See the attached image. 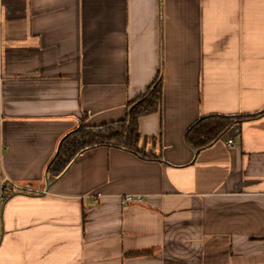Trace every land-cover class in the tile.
Wrapping results in <instances>:
<instances>
[{
  "label": "crops",
  "instance_id": "1",
  "mask_svg": "<svg viewBox=\"0 0 264 264\" xmlns=\"http://www.w3.org/2000/svg\"><path fill=\"white\" fill-rule=\"evenodd\" d=\"M158 73L156 160L99 147L48 181L64 136L122 121ZM262 110L264 0H0V264H264V117L184 140Z\"/></svg>",
  "mask_w": 264,
  "mask_h": 264
},
{
  "label": "trees",
  "instance_id": "2",
  "mask_svg": "<svg viewBox=\"0 0 264 264\" xmlns=\"http://www.w3.org/2000/svg\"><path fill=\"white\" fill-rule=\"evenodd\" d=\"M163 97V77L158 73L147 90L135 100L128 102L125 118L99 128H92L83 122L60 141L56 155L47 169L48 181L61 176L66 169L84 153L107 147L135 154L142 160H156L153 153L141 148L142 136L138 122L141 118L158 114ZM264 117V110L255 114L208 115L199 118L186 131L184 140L195 153H199L224 138L239 125ZM152 251L135 253V256H149Z\"/></svg>",
  "mask_w": 264,
  "mask_h": 264
},
{
  "label": "built area",
  "instance_id": "3",
  "mask_svg": "<svg viewBox=\"0 0 264 264\" xmlns=\"http://www.w3.org/2000/svg\"><path fill=\"white\" fill-rule=\"evenodd\" d=\"M227 143H228L229 146H233L234 145V141H233L232 138L228 139ZM23 189L24 188H22L20 186L9 184V183H7L5 181H4L3 185H2V191H3L5 197L11 195L15 190H23ZM133 199L141 200V196H127L125 198L126 201H131Z\"/></svg>",
  "mask_w": 264,
  "mask_h": 264
}]
</instances>
